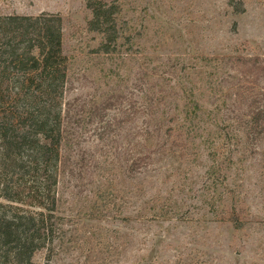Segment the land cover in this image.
I'll return each instance as SVG.
<instances>
[{"label": "rangeland", "instance_id": "obj_1", "mask_svg": "<svg viewBox=\"0 0 264 264\" xmlns=\"http://www.w3.org/2000/svg\"><path fill=\"white\" fill-rule=\"evenodd\" d=\"M128 1L134 8L124 18L138 45L121 83L79 75L71 87L34 98L33 76L0 63V127L18 124L32 106L38 113L49 105L62 118L67 144L57 190L64 220L52 264H264V118L260 125L254 119L264 108V0ZM42 13L63 17L66 55L97 43L86 31L85 0H0V17ZM203 56L225 57L223 74L235 75L219 123L230 132L227 175L243 209L237 223L206 210L205 154L196 160L176 130L183 102L174 87L188 73L201 80ZM107 179L115 180L122 216L82 217Z\"/></svg>", "mask_w": 264, "mask_h": 264}, {"label": "trees", "instance_id": "obj_2", "mask_svg": "<svg viewBox=\"0 0 264 264\" xmlns=\"http://www.w3.org/2000/svg\"><path fill=\"white\" fill-rule=\"evenodd\" d=\"M85 2L90 9L86 31L94 34L92 40L97 43L87 45L89 50L76 57L65 54L66 28L60 14L0 17L1 68L6 71L14 66L27 79L32 75L31 84L37 87L32 92L34 98L65 89L69 81L71 87L79 75L95 76L98 84L110 80L121 83L124 67L135 59L132 55L137 54L133 49L138 45L136 29L124 18L133 11L132 3ZM222 59L203 56L199 59L203 62L201 80L196 81L188 73L187 78L178 81L175 94L183 103L177 105L175 121L188 150L197 151L196 160L201 152L205 154L208 165L201 195L206 210L215 217L226 215L237 223L243 209L227 175L233 163L230 132L219 123L222 113L227 116L224 111L229 110L233 94L228 86L235 75L223 74L230 64L225 57ZM25 86L19 89L23 91ZM33 108L18 115V124L5 122L0 127V264H52L62 238L64 212L57 190L65 144L62 118L60 113L53 114L49 105L38 113ZM263 114L264 108L254 115L259 125ZM106 181L96 186L80 211L82 217L122 216L124 205L115 180ZM39 252L42 259L38 261Z\"/></svg>", "mask_w": 264, "mask_h": 264}]
</instances>
